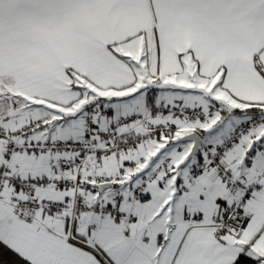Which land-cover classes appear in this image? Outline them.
I'll return each instance as SVG.
<instances>
[{
	"label": "snow or ice",
	"instance_id": "6c2138e0",
	"mask_svg": "<svg viewBox=\"0 0 264 264\" xmlns=\"http://www.w3.org/2000/svg\"><path fill=\"white\" fill-rule=\"evenodd\" d=\"M0 264H264V0H0Z\"/></svg>",
	"mask_w": 264,
	"mask_h": 264
}]
</instances>
